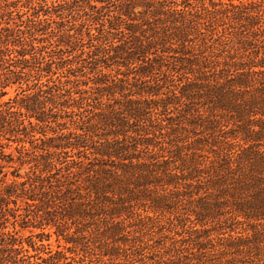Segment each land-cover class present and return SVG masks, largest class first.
<instances>
[{
	"label": "rangeland",
	"instance_id": "obj_1",
	"mask_svg": "<svg viewBox=\"0 0 264 264\" xmlns=\"http://www.w3.org/2000/svg\"><path fill=\"white\" fill-rule=\"evenodd\" d=\"M11 1L16 2L15 8L20 14L31 15L34 9L43 8L52 16L49 19H52L50 26L55 37L51 39L53 45L47 47L52 50L53 61L66 67L62 68L65 71L58 73L67 76L62 80L69 81L66 83L68 88L80 90L79 94H73L80 108L57 114L56 122L49 123L43 130H52L56 134L48 132V136L60 137L62 143L83 147L63 149L54 154V159L64 162L56 165L60 170L50 177L47 173L43 175L46 177L42 183L45 188L33 192L37 196L35 205L27 207L18 201L19 210L15 214L21 216L16 217V221L9 218L8 230L12 231L10 224L14 221L16 229H20L18 224L22 222L38 224L41 218L35 219L33 214L39 212L43 219L45 211H49L55 215L54 221L64 235H73L86 244L103 243L100 232L105 223L103 209L107 206L98 202L96 208L102 216L92 220L81 219L78 216L81 214L76 212L75 201H84L87 181L97 179L95 171H118L123 176L120 186L129 187L127 194L133 197L131 204H126L129 212L127 217L123 216L126 218L123 222L134 225L131 228L134 229L138 226V215H148L153 219L144 226L151 228L142 229L148 245L142 252L143 256L149 257L145 259L147 264H264L263 221L257 224V221L242 217L233 221L229 218L231 214H227L220 216V220L208 218L200 224L196 216L201 211L197 201L204 197L198 186L204 187L210 180V166L216 155H223L227 149L235 152L241 149L236 143L212 142L216 138L205 135L199 125L212 117L227 135L240 125H254L259 130L255 125L261 116L244 117L236 122L233 113L212 107L204 96V89L198 88L200 82L204 83L200 66L211 55V49L203 45V40L218 39L223 30L225 33L247 32L250 29L246 25L248 20L242 24L225 21L217 27L208 23L198 24V19L190 18L196 24L186 29L180 25H165V14L161 15L157 10V2L165 0H151L153 6L149 11L136 8V21L122 15L124 0H106L103 4L98 0ZM139 4L144 5L145 0H140ZM261 9L262 5L256 8ZM258 13L253 16L264 28V13ZM58 14L60 17H56ZM131 23L137 24V28H131ZM184 36L188 42H179L178 38ZM65 39L68 46L62 44ZM70 68L75 77L68 75L66 70ZM8 91L3 101L15 94L13 89ZM130 109L139 110L140 115L130 116ZM248 119L255 123L248 122ZM207 137L211 141L203 143ZM14 147L12 144L5 151L9 153ZM26 147L29 148V144ZM109 147L120 148L122 159L97 154L100 149ZM256 149L264 151V142ZM129 159L134 166H130ZM126 170L133 174L131 179L126 180ZM28 171L29 167H25L21 174ZM32 172L28 174L30 177H34ZM144 176L147 177V185L139 186ZM108 197L114 202L117 200L115 195L108 194ZM162 198L164 200L160 202L165 205V210L151 212L153 201ZM25 211L33 213L29 223L22 219ZM161 226L164 229L158 231ZM54 230L32 229L41 236L42 244L50 245L53 251L63 250L58 248ZM204 230L209 231L206 235L212 241L208 246L212 256L203 252L199 257L196 250L199 242L195 237ZM42 233L50 235V238L42 236ZM29 235L30 230L19 233L23 238ZM229 236L244 239L247 244L244 252L239 254L232 247L223 246L228 244L226 239ZM33 240L38 241V238ZM40 244L38 242L36 246ZM30 253L35 254L31 250ZM200 258L202 263L196 260ZM34 260L30 259L31 262ZM36 262L43 264L41 260Z\"/></svg>",
	"mask_w": 264,
	"mask_h": 264
},
{
	"label": "trees",
	"instance_id": "obj_2",
	"mask_svg": "<svg viewBox=\"0 0 264 264\" xmlns=\"http://www.w3.org/2000/svg\"><path fill=\"white\" fill-rule=\"evenodd\" d=\"M98 1L102 4L106 2ZM139 1L124 0L122 15L136 21L134 19L136 8L141 7L149 11L153 6L151 0H145L144 5H140ZM163 2H157V10L161 15L165 14V25L173 27L180 25L182 28H192L191 25L196 22L190 18L198 19V24L208 23L217 27L225 21L242 24L248 20L246 25L250 29L247 32L241 31L237 34L225 33L223 30L219 33L218 39L203 40V45L211 49V55L207 62L200 66L199 71L201 77H204V83L200 82L198 88L204 89V96L212 107L225 113H233L236 122L244 117L261 116L262 118L257 121L258 125H255L259 130H256L254 125H240L234 127L228 136L220 123L212 117H208L199 125L205 135L216 138L217 141L212 142L236 143L241 149L238 152L227 149L223 155H216L210 166V180L204 187L198 186L204 197L197 201L201 211L196 216L200 224L208 218L220 220L222 218L220 216L231 214L229 218L233 221L242 217L245 220L257 221V224L263 221L264 225V151L256 149L257 145L264 142V28L260 27L253 16L255 13L258 15V12L264 13V0ZM15 4L16 2L11 0H0V264H40L36 262L37 260H41L43 264H147L145 259L149 257L143 256L142 252L148 245L144 241L142 229L151 228L144 226L147 225V221L153 219L148 215L146 217L138 215V226L134 229H131L134 225L123 222L126 220L123 216L127 217L129 212L126 211V204L130 205L133 197L127 194L130 191L129 187L125 189L120 186L123 176L118 171L112 173L105 170L100 173L95 171L97 179L87 181L84 201L77 199L75 201L76 212L81 214L78 215L81 219L100 218L102 215L96 208L97 203L102 202L107 206L103 209L105 223L100 232L102 245L86 244L73 235H64L54 221L55 215L49 211H45L46 216L43 219L38 211L36 215L25 211L22 219H26L27 223L32 214L35 219L41 218V221L35 225L22 222L18 224L20 229H16V224L14 225L16 217L21 216L15 214L19 210L18 201L27 207L35 205L37 196L33 192L45 188L42 183L46 177L43 175L45 173L49 177L54 175V172L60 170L56 165L64 163L54 159V154L59 150L83 146L62 143L59 141L60 137H50L49 131L43 130L49 123L56 122L57 114L79 107L73 94H79L80 90L72 91L68 88L66 83L69 81L62 80L67 76L58 73L65 71L62 68L66 67L55 63L51 58L52 50L49 51L47 46L53 45L51 39L55 37V32L50 26L52 21L49 19L52 18L50 12L40 7L38 11L34 9L31 15L20 14ZM260 5L262 9L256 10ZM95 21L98 22L97 19H94ZM130 26L137 28V24L134 23ZM128 31L133 33L132 29ZM185 38L186 36L179 37L178 41L188 42ZM62 44L68 46L66 39ZM66 71L69 76H76L73 69ZM8 89H13L15 94L3 101L2 99L9 94ZM81 100L86 102L83 97ZM129 114L139 116L140 111L130 109ZM248 122L255 123L252 119H248ZM50 132L56 134L52 130ZM220 137H223V140ZM209 141L211 139L207 137L203 143ZM12 144L15 145L13 151L7 153L5 150L10 149ZM26 144H29V148ZM109 148H102L97 154L122 159L120 148ZM129 160L130 166H134L132 159ZM25 167H29L30 171L24 172V177L21 171ZM32 170L34 177L28 175ZM125 174L126 180L133 176L127 170ZM49 183L52 186V182ZM127 184L129 185V182ZM144 185H147L145 176L141 177L139 183V186ZM108 194L117 196V200L115 202L110 200ZM162 200L164 199L154 200L150 211L156 213L158 210H165V205L160 202ZM11 204L13 207H10ZM10 217L15 219L14 223L10 224L12 231L8 230ZM117 219L120 221H116ZM45 228L56 229L53 233L56 235L58 248L63 250L53 251L50 245L42 244L43 240L39 234L32 231ZM163 229L161 226L158 231ZM21 230H30L28 238L19 236ZM130 233L138 235L131 236ZM140 233L143 235L139 236ZM206 234H209V231L204 230L195 237L199 242L196 243L199 257L203 252L212 256L208 247L212 241ZM41 235L50 238V235L43 233ZM60 237L65 243L64 246L60 244ZM34 238H38V241H34ZM247 239L249 242V238ZM226 240L228 244L223 246L232 247L239 254L247 247L244 239L240 237L229 236ZM38 242L41 244L36 246ZM241 242L245 243V246ZM30 250L35 254H31ZM30 259L35 260L31 262ZM196 260L202 263L201 258Z\"/></svg>",
	"mask_w": 264,
	"mask_h": 264
}]
</instances>
